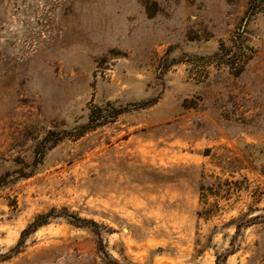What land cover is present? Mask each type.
Returning <instances> with one entry per match:
<instances>
[{
  "label": "rangeland",
  "instance_id": "1",
  "mask_svg": "<svg viewBox=\"0 0 264 264\" xmlns=\"http://www.w3.org/2000/svg\"><path fill=\"white\" fill-rule=\"evenodd\" d=\"M0 264H264V0H0Z\"/></svg>",
  "mask_w": 264,
  "mask_h": 264
},
{
  "label": "trees",
  "instance_id": "2",
  "mask_svg": "<svg viewBox=\"0 0 264 264\" xmlns=\"http://www.w3.org/2000/svg\"><path fill=\"white\" fill-rule=\"evenodd\" d=\"M40 223L38 222H33V224L31 225L33 229H36L39 226Z\"/></svg>",
  "mask_w": 264,
  "mask_h": 264
}]
</instances>
